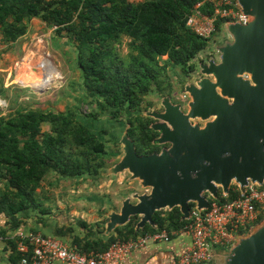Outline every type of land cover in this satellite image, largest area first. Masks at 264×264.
<instances>
[{
    "label": "trees",
    "instance_id": "obj_1",
    "mask_svg": "<svg viewBox=\"0 0 264 264\" xmlns=\"http://www.w3.org/2000/svg\"><path fill=\"white\" fill-rule=\"evenodd\" d=\"M202 1L0 0V44H14L25 35L31 19L41 20L53 28L56 37L68 38L74 45L87 94L100 110H111V117L118 119L124 112L138 111L146 93L162 91L165 79L161 76L167 67H178L186 75H195L197 67L213 56H209V48L216 43L220 23L209 38L194 35L185 25L186 17ZM201 11L211 13L210 5L203 4ZM125 38L130 52L127 60L117 50ZM163 56L166 60H162ZM78 117L71 118L68 112L21 108L0 116V182L5 189L0 196V214L12 226L19 225L18 213L27 208L42 215L49 211L39 199L48 175L81 181L101 176L109 155L107 142L91 133ZM85 118L97 120L98 115L92 110ZM126 122L127 136L136 154L160 152L161 146L155 142L158 132L150 127V119L136 114ZM44 127L48 129L43 130ZM238 194V187H230L227 199ZM221 197L218 190L216 198ZM188 206L192 209L195 204ZM138 221L139 216L131 217L107 238L73 237L70 246L80 253H102L115 241L135 240L161 231L169 234L189 223L178 207L156 211L152 225L146 223L136 230ZM80 224L85 226L83 222ZM66 232L67 229L57 230L58 235ZM10 244L16 252L15 243ZM16 253L19 261L21 256Z\"/></svg>",
    "mask_w": 264,
    "mask_h": 264
},
{
    "label": "water",
    "instance_id": "obj_2",
    "mask_svg": "<svg viewBox=\"0 0 264 264\" xmlns=\"http://www.w3.org/2000/svg\"><path fill=\"white\" fill-rule=\"evenodd\" d=\"M249 17L246 25L226 23L230 36L217 46V58L199 65L197 87L187 88L191 102L186 114L178 106L162 103L163 112L152 116L163 123L153 126L155 142L168 149L138 155L125 141L116 171L128 170L147 194L126 198L118 213L109 214L106 234L139 216L136 230L152 225L156 211L178 207L189 218V203L206 209L218 189L227 194L234 180L240 190L264 182V0H237ZM207 122L204 128L190 119ZM222 255L229 264H264V221Z\"/></svg>",
    "mask_w": 264,
    "mask_h": 264
},
{
    "label": "rangeland",
    "instance_id": "obj_3",
    "mask_svg": "<svg viewBox=\"0 0 264 264\" xmlns=\"http://www.w3.org/2000/svg\"><path fill=\"white\" fill-rule=\"evenodd\" d=\"M129 1L137 3L144 0ZM230 39L225 27H221L218 36H216V43H213L209 48V56L213 55V58H217V46L227 40L230 41ZM43 40V45H38L43 54L41 53L39 57H31L30 60L36 63L39 62L38 60H47L59 74V77L44 88H35L28 85L29 83L25 84L23 79L24 74H26L25 60L27 57L25 58V55L21 54L20 57L15 56V60L11 61V57L7 56L8 50H2L4 45L0 44V47L2 46L0 48V64L4 61L7 62L3 66L0 65V116H6L19 108L68 112L71 118L80 116L78 119L89 127L91 133L107 142L106 149L109 155L101 176L93 180L81 181L78 178L58 179L56 175L50 174L42 184L39 197L44 207H51L52 209L84 208L81 211L84 219L104 227L109 221V214L118 212L126 198H130V202L135 203L134 193L142 195L150 192V188L141 186L139 180L133 178L132 173L128 170L120 172L115 170L118 163L123 159L125 141L130 140L127 136L129 127L126 122L127 119L139 114L152 121L150 127L153 129V126L163 123L153 117L152 114L163 112L162 103L164 101L173 106H178L179 110L186 114L191 102L187 88L192 85L197 87L198 80L207 76L193 75V73L186 75L178 67H167L164 75L161 76L165 79L162 83V91L154 89L155 91L146 93L142 97L143 102L138 111L129 110L121 114L120 118L113 119L110 115L111 110H100L87 94L80 70L76 64V49L70 40L56 37L53 28L50 38L46 37ZM127 43L128 39L125 38L117 46L119 56L124 60L128 59L130 53ZM36 54L38 55V53ZM162 60H166V56H163ZM198 71L199 66L196 73ZM19 80H23L25 83ZM92 110L96 111L97 120L85 118V115ZM212 120L213 118L206 120L195 118L190 119V123L193 126L204 128L207 122ZM47 129L48 127L43 128V130ZM160 146L161 152L163 149H168L170 144L165 143ZM235 186L238 187L233 180L230 187ZM79 193L85 194L88 199L82 201L76 199L79 202L73 205V199ZM206 195L207 193H203V196L207 197ZM90 197L95 200H89Z\"/></svg>",
    "mask_w": 264,
    "mask_h": 264
},
{
    "label": "built area",
    "instance_id": "obj_4",
    "mask_svg": "<svg viewBox=\"0 0 264 264\" xmlns=\"http://www.w3.org/2000/svg\"><path fill=\"white\" fill-rule=\"evenodd\" d=\"M51 2L54 0H44ZM208 4L211 13L201 11ZM246 25L249 17L243 13L237 0H203L186 17L185 25L194 35L209 38L217 32L216 24ZM236 198L208 200L206 209H190L189 223L180 230L188 234L191 246L169 264H201L210 258L213 249H231L243 232L250 230L264 214V182L262 185L248 184L243 190L238 187ZM166 231L147 233L135 240L115 241L102 253H80L61 239L45 236L34 231L19 230L15 234L19 264H118L132 251L147 242L168 240Z\"/></svg>",
    "mask_w": 264,
    "mask_h": 264
},
{
    "label": "crops",
    "instance_id": "obj_5",
    "mask_svg": "<svg viewBox=\"0 0 264 264\" xmlns=\"http://www.w3.org/2000/svg\"><path fill=\"white\" fill-rule=\"evenodd\" d=\"M51 31L52 28H48L41 20L33 18L27 24V31L25 35L20 37L14 44L4 45L3 48H1L2 46L0 48L2 50H8L7 56L11 57V61L15 60V56L20 57L21 54H23V56L25 55L24 57H27L25 60L26 66L31 63V57H38L42 53L41 48H38V45H43V38H50ZM38 37H40V39ZM36 53H38V55ZM4 64H7V62L4 61L0 65L3 66ZM4 191V186L0 182V196L3 195ZM76 199L82 201L87 200L88 197H85V194L81 193H79V195H75V199H73L72 202L73 205L79 202ZM93 199V197L89 198V200ZM42 207L44 206L42 205ZM48 208L49 211L45 215H42L39 211L33 208H27L24 211L19 212L18 217L21 222L16 227L10 224L9 219L6 216L0 214V264H19V261L16 259L17 251L15 252L10 244L11 241L15 243V234L19 230L34 231L45 236L56 237L69 245H72L73 237L96 240L101 237L107 238L114 233V230H112L110 234H106V225L102 227L100 225L93 224V221L90 223L84 219L81 215V211H83L84 208ZM263 221L264 214L259 217L256 224L250 230L243 232L242 237L250 234L252 230ZM81 222H83L85 226H82L80 224ZM59 229H67V232L64 233V235H58L57 230ZM90 231L91 237H88ZM169 234L168 240H159L155 242L149 241L143 247L132 251L118 264L171 263L183 251L191 246V241L188 234L181 231H171ZM229 250L230 249H213L211 251L210 258L201 264H229L231 256L222 255L223 252H227ZM88 253L94 252L90 251ZM50 264L63 263L55 261Z\"/></svg>",
    "mask_w": 264,
    "mask_h": 264
},
{
    "label": "bare ground",
    "instance_id": "obj_6",
    "mask_svg": "<svg viewBox=\"0 0 264 264\" xmlns=\"http://www.w3.org/2000/svg\"><path fill=\"white\" fill-rule=\"evenodd\" d=\"M38 61L39 62L37 63H34L33 61H31V63L25 66L26 74H24L25 77L23 80L26 83L23 80H19L20 82L25 83V84L29 83L28 85L35 87V88H44L48 84H50V82H52L57 77H59L58 72L55 70L54 66L49 61L47 60H38Z\"/></svg>",
    "mask_w": 264,
    "mask_h": 264
},
{
    "label": "flooded vegetation",
    "instance_id": "obj_7",
    "mask_svg": "<svg viewBox=\"0 0 264 264\" xmlns=\"http://www.w3.org/2000/svg\"><path fill=\"white\" fill-rule=\"evenodd\" d=\"M214 56H215V55H214ZM211 58H213V56H212ZM211 58H210V59H211ZM208 60H209V59H208ZM208 60H206V62H207ZM195 75H197V73H196ZM158 135H159V133H158Z\"/></svg>",
    "mask_w": 264,
    "mask_h": 264
}]
</instances>
